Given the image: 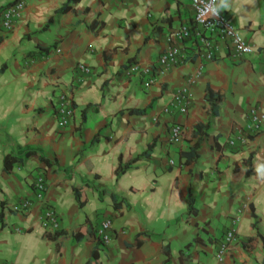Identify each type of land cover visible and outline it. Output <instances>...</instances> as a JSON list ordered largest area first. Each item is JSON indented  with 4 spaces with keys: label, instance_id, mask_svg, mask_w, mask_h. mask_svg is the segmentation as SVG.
Segmentation results:
<instances>
[{
    "label": "crops",
    "instance_id": "1",
    "mask_svg": "<svg viewBox=\"0 0 264 264\" xmlns=\"http://www.w3.org/2000/svg\"><path fill=\"white\" fill-rule=\"evenodd\" d=\"M14 1L0 0V12ZM22 1L14 27L0 31V264H84L93 250L96 264H215L216 243L231 222L237 240L222 264H264V65L254 55L189 56L144 88L123 70L152 65L165 36L190 24L187 0H75L61 13L67 0ZM222 13L254 48L264 45V0H233ZM187 80V111L164 113ZM207 86L222 95L215 118L207 113ZM59 92L73 108L65 127L54 117ZM250 107L261 112L259 131L227 145ZM175 123L181 136L170 143ZM149 144L148 157L116 175L119 157L123 163ZM29 150L37 154L24 157ZM6 155L21 159L9 172L2 170ZM39 174L42 202L13 209L33 199ZM81 186L79 206L72 189ZM43 207L55 212V230L44 228ZM104 218L111 227L102 247L94 231Z\"/></svg>",
    "mask_w": 264,
    "mask_h": 264
},
{
    "label": "built area",
    "instance_id": "2",
    "mask_svg": "<svg viewBox=\"0 0 264 264\" xmlns=\"http://www.w3.org/2000/svg\"><path fill=\"white\" fill-rule=\"evenodd\" d=\"M192 10V20L189 25H180L165 36V49L157 55L152 65L140 66L131 64L123 70L122 76L125 78H140L142 86L149 87L154 81V74L161 75L169 68L184 63L187 57H194L198 60L212 61L222 53L227 58H246L255 56L259 63L264 65V45L254 48L241 34L232 22L221 13L219 20H208L200 23L197 20L198 11L196 0H187ZM24 3L17 0L6 6L0 12V31L7 32L12 29L16 21L20 18ZM190 42L188 52L183 50L182 43ZM76 69L81 74L89 73L88 67L77 64ZM194 80V79H193ZM193 80H187L183 86L178 88L171 95L169 103L162 109L164 113L176 109L179 114H184L190 105L189 85ZM171 107V108H170ZM73 115L71 99L68 94L59 92L55 98L54 117L59 127L69 124ZM262 115L256 107H250L246 113V124L244 129L232 136H227L226 144L234 146L237 143L245 144L249 136L255 135L262 122ZM181 126L172 124L169 127L168 141L173 143L181 136ZM33 199L22 198L11 207L17 211L27 210L33 202H42L45 192V179L43 175H36L32 181ZM42 213L43 226L46 230L57 228L56 215L53 209L43 207ZM111 222L109 219H102L95 228L94 238L100 246H106L110 239L109 230ZM237 232L234 222H231L223 232L213 254L215 264H222L223 258L229 252L231 246L236 243Z\"/></svg>",
    "mask_w": 264,
    "mask_h": 264
},
{
    "label": "trees",
    "instance_id": "3",
    "mask_svg": "<svg viewBox=\"0 0 264 264\" xmlns=\"http://www.w3.org/2000/svg\"><path fill=\"white\" fill-rule=\"evenodd\" d=\"M17 1V0H15ZM14 1V2H15ZM75 0H67L58 10H57V13H61V12H64L68 9L69 5L74 2ZM47 50L46 49H42V53H46ZM221 98H222V95L220 93H218L217 91H213L211 90L210 88H208V86L206 87L205 89V101L207 102V113L209 114L210 117L212 118H215L217 116V113H218V109H219V103L221 101ZM129 113H135V114H142L144 112L143 109H130L128 110ZM201 127H204L206 128L207 127V124H204L203 126L202 125H197L196 128H201ZM152 149V144H149L147 146V148L141 152L140 154L130 158V159H126L125 162H121V159L120 157L118 158V162H117V167H116V175L118 176L119 174L123 173L124 171H126L128 168H129V165H131V163L137 161V160H141L143 158H146L149 156V153ZM37 154L35 151H26L25 154H24V157H28L30 155H35ZM39 159L43 162H46V159L43 158L42 156H38ZM191 158H195V155H192ZM185 161H188V157L185 156ZM21 162V159L20 158H16V157H13V156H9V155H6L3 157V160H2V170L4 172H9L12 168V165L14 163H19ZM83 189V187H78V188H73L72 189V192H73V195H74V198L75 200L77 201V204L79 206L83 205L84 202H85V199L83 197H81V190ZM31 200V199H30ZM187 212L190 213V214H193L195 213V210L194 208H192V199L190 198H187ZM163 252L165 254H168V249L167 248H163ZM91 257L92 259H89L88 261H86L84 264H96L95 263V260H96V254H95V251L93 250L92 253H91Z\"/></svg>",
    "mask_w": 264,
    "mask_h": 264
},
{
    "label": "clouds",
    "instance_id": "4",
    "mask_svg": "<svg viewBox=\"0 0 264 264\" xmlns=\"http://www.w3.org/2000/svg\"><path fill=\"white\" fill-rule=\"evenodd\" d=\"M196 6L198 22L206 23L208 20H219L221 13L224 11H231L233 0H196Z\"/></svg>",
    "mask_w": 264,
    "mask_h": 264
}]
</instances>
